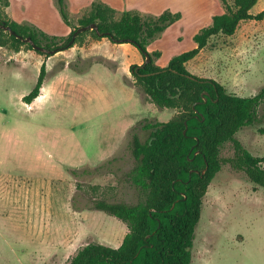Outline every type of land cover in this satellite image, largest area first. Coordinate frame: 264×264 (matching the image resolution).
Masks as SVG:
<instances>
[{
  "label": "rangeland",
  "instance_id": "1",
  "mask_svg": "<svg viewBox=\"0 0 264 264\" xmlns=\"http://www.w3.org/2000/svg\"><path fill=\"white\" fill-rule=\"evenodd\" d=\"M141 1L152 4L139 7L143 13L181 14L149 46L160 51L159 65L194 47L192 36L210 24L211 13L223 11L220 0ZM88 6L70 13L75 18ZM53 9L58 17H52L51 28L58 31L65 24ZM262 9L264 0H257L250 12ZM42 62L47 74L40 93L25 103L22 96L33 87ZM142 62L135 46L107 38L50 56L24 46L0 47V264H67L89 242L121 243L125 222L90 205L96 199L137 202L140 195L125 176L134 165L129 130L174 113L131 86L129 68ZM186 68L226 83L235 95H255L264 85V18L241 21L230 36L211 37ZM257 116L235 136L251 154L264 156V100ZM137 134L145 141L150 131L138 126ZM231 154V143H224L221 157ZM112 157L107 167L77 178L65 169H92ZM190 264H264V188L228 164L203 197Z\"/></svg>",
  "mask_w": 264,
  "mask_h": 264
},
{
  "label": "trees",
  "instance_id": "2",
  "mask_svg": "<svg viewBox=\"0 0 264 264\" xmlns=\"http://www.w3.org/2000/svg\"><path fill=\"white\" fill-rule=\"evenodd\" d=\"M220 2L223 12L212 15L210 24L192 36L195 46L172 55L161 66L156 62L160 51H148L147 46L180 18L179 12L117 10L102 0H92L74 18L68 10V0H53L61 19L70 27L67 35H57L28 20L17 22L10 18L1 8L8 6V0H0V47L32 49L30 43L16 35L29 37L33 44L45 48L46 51L35 50L45 56L52 55L53 50L83 47L102 38L113 43H130L143 56L141 64L129 68L133 77L131 86L156 107L174 110L166 121L143 120L129 130L128 149L134 165L125 176L140 195L137 202L96 199L90 205L93 210L125 222L128 230L121 243L112 247L89 242L80 246L67 264H190L202 200L221 166L228 164L232 170L242 172L248 181L264 188V156L251 154L235 136L240 128L257 121L264 85L255 95L241 97L217 80L197 76L186 68V63L211 37L230 36L241 21L264 18V9L256 14L250 12L257 0ZM91 23L96 27L77 33L70 43L78 27ZM6 26L13 33L5 30ZM46 74L42 62L33 87L22 96L25 103H31L39 95ZM138 126L150 131L147 140L138 137ZM226 142L231 143L232 154L221 157V147ZM114 159L109 158L92 169L89 166L65 169L77 178L107 167Z\"/></svg>",
  "mask_w": 264,
  "mask_h": 264
},
{
  "label": "crops",
  "instance_id": "3",
  "mask_svg": "<svg viewBox=\"0 0 264 264\" xmlns=\"http://www.w3.org/2000/svg\"><path fill=\"white\" fill-rule=\"evenodd\" d=\"M91 1L92 0H68V5L70 6V12L76 13L80 8L90 5ZM102 1L110 5L111 7L120 10L122 9L142 10L139 7H144L145 5L149 6L150 8L152 7V4H149L150 1H141V0H102ZM8 2L9 4L6 7L7 8L6 11L11 16V18L17 22L28 20L36 24L43 31L49 34L65 35L70 29V27L67 26L65 23H64L65 25L61 28V30L57 31L55 28L54 29L51 28L52 26L50 21L52 17H55L57 15L55 9H53V7L55 6L53 0H30V2H28L26 6L20 3L18 4L13 0H8ZM11 9H13L14 12H11L12 11ZM214 14L216 13L213 12L210 15H214ZM150 44L147 46L148 51H151L149 47ZM224 86L227 87L226 83H224Z\"/></svg>",
  "mask_w": 264,
  "mask_h": 264
},
{
  "label": "water",
  "instance_id": "4",
  "mask_svg": "<svg viewBox=\"0 0 264 264\" xmlns=\"http://www.w3.org/2000/svg\"><path fill=\"white\" fill-rule=\"evenodd\" d=\"M95 27H96V24H95V23H91L90 25H87V26H80V27H78V28L72 33V38H71V40H70V43L73 41V39L75 38V36H76L77 33L81 32V31H84V30H86V29H88V28H91V29H92V28H95ZM5 30H9V27L6 26V27H5ZM9 31H10V33H13L12 30H9ZM16 37L19 38V39H21L23 42H28V43H30V44L32 45V49H34V50L46 51L45 48L40 47V46H37L36 44H33V43L31 42V39H30L29 37L23 38V37L20 36V35H16ZM56 51H57V50H53V51H50V52H51L52 54H54V53H56ZM57 52H58V51H57ZM146 61H149V56H146Z\"/></svg>",
  "mask_w": 264,
  "mask_h": 264
}]
</instances>
